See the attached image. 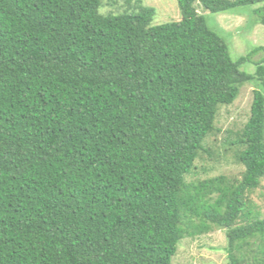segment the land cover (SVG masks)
Instances as JSON below:
<instances>
[{
  "label": "trees",
  "instance_id": "trees-1",
  "mask_svg": "<svg viewBox=\"0 0 264 264\" xmlns=\"http://www.w3.org/2000/svg\"><path fill=\"white\" fill-rule=\"evenodd\" d=\"M177 1L181 19L154 25L143 0L120 14L0 0V264H171L183 238L214 229L227 264H264V56L250 61L264 47L233 61L195 7L239 15L264 0ZM252 11L247 25L264 24ZM250 81L240 175L187 180Z\"/></svg>",
  "mask_w": 264,
  "mask_h": 264
},
{
  "label": "rangeland",
  "instance_id": "rangeland-1",
  "mask_svg": "<svg viewBox=\"0 0 264 264\" xmlns=\"http://www.w3.org/2000/svg\"><path fill=\"white\" fill-rule=\"evenodd\" d=\"M101 2L102 6L99 9L101 13L120 14L129 7V3L134 4L136 0H101ZM143 5L155 8L152 23L154 25L181 19L177 0H143ZM195 7L208 27L228 44L233 61L240 56L248 55L257 46L264 47V24H257L253 28L252 22L247 25L255 16L251 14L252 9L264 8V2L242 8L244 11L239 15L230 12L213 13L204 9L198 2L195 3ZM263 56L264 52H257L251 55L250 61L251 59L257 61ZM255 68L254 64L248 62L240 67L249 74H254ZM259 85V81L243 83L233 103L219 108L215 129L204 141V146L210 154L204 153L197 158L192 175H189L187 180L209 178L220 174L240 175L243 167L233 160L232 151L237 146L235 143L238 141L239 131L250 116L253 91L260 88ZM252 197L264 217V179L261 181V186L253 192ZM226 245L224 229H214L199 236L185 237L179 242L177 251L171 258V264H227Z\"/></svg>",
  "mask_w": 264,
  "mask_h": 264
}]
</instances>
